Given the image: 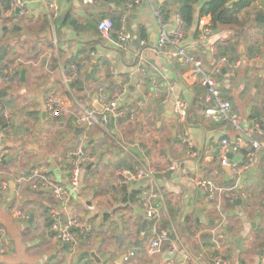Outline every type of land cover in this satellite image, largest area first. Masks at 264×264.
I'll return each instance as SVG.
<instances>
[{
	"label": "crops",
	"instance_id": "crops-1",
	"mask_svg": "<svg viewBox=\"0 0 264 264\" xmlns=\"http://www.w3.org/2000/svg\"><path fill=\"white\" fill-rule=\"evenodd\" d=\"M23 1L27 13L25 18H14L13 14L3 11L0 15V48H5L0 54V120L7 125V128H1L2 135L6 136L0 140V184H9V191L2 195L0 201V237L6 247L5 253L0 254V264L182 262L179 246L177 256L171 254L168 243L150 249L149 243L153 238L151 224L147 223L142 231L145 220L139 207L142 188L133 192H139L133 200L129 188L118 186L117 168L123 164L124 168L131 170L141 165L155 167L160 174L171 171L172 165L178 166L168 179L155 180L153 187L164 194L176 211L173 219L167 214L162 218L168 220L169 227L177 228L182 247L192 254L196 264H213L215 256L224 258L229 264H264L263 158L259 157L254 168L245 175L247 199L236 201L240 202L239 205L228 202L225 197L221 199L220 219L191 181V178L210 179L217 186L227 187L230 174L220 165L217 149L223 133L218 124L203 116L196 103V96L202 92L198 80L187 67L166 54L151 52L157 46L159 35L155 12L163 10L167 15L166 19L160 15L164 23H173L177 0H160L156 4L144 2L130 12L123 9V4L117 6L116 0H99L96 5L80 0H54L58 15L53 22L49 20L43 0ZM209 1L200 0L194 6L193 25L186 30L184 38L187 52L202 61L205 72L211 70L212 56L198 41L197 20L199 11ZM262 6L264 0H255L238 15L239 20L247 19ZM63 15L67 17L58 26ZM109 15L119 16L120 24L123 21L132 35L129 51L119 52L98 34V22ZM206 20L211 23L210 17L207 16ZM70 22L74 24L70 26ZM13 27L19 30H13ZM141 31L146 36V62L137 64L134 54L139 50L141 41L137 36ZM215 31L222 34L220 41L211 39L220 56L221 51L233 43L236 28L220 27ZM249 32L231 51V58L240 62L234 76L229 77L225 72L220 76L222 97L245 125L264 119V57L247 56L248 48L257 41ZM168 52L166 49L164 53ZM140 65L145 76L137 72ZM13 67H17L18 74L5 81V73L1 69ZM69 67L76 71L77 76L73 82L64 85L62 72ZM22 71H25L23 81ZM149 79H155L163 86L173 84V97L189 104L187 129L195 157L187 156L186 149L177 139L181 128L171 122L170 106L164 107L160 115L152 100L137 106V103H143L141 97L152 91ZM139 82L141 86L138 89ZM74 84L80 85V90ZM99 89L107 94L123 90L122 105L126 116L106 128L93 127L84 139L81 128L72 124L73 115L84 108L96 109L95 97ZM51 94L65 101V113L59 118H51L45 112V101ZM14 114L20 122L16 137L13 136L16 127ZM151 123L155 127L153 132L159 135L158 140L150 130ZM126 126L131 128L128 133L132 136L130 141L123 136ZM78 148L95 158L82 172L79 196L72 195L67 202H56L50 192L32 189L28 182H20L37 167L56 184L64 186L68 183L66 155ZM243 154V151L236 156L230 154L229 159L240 160ZM89 203L96 204L103 212L90 215L86 211ZM12 208L28 214L32 223L17 219L11 213ZM119 209L122 213H119L116 227L111 229H114L115 236L109 240V232L105 228L107 223L104 222L114 210ZM53 210L60 213L62 222L77 218L84 226H90L85 231L73 230L75 250L61 243L51 230L50 214ZM198 210L201 216L196 215ZM185 217L199 220L198 229L193 234H198L196 238L184 232ZM216 219L217 223L223 221L217 249L211 236ZM146 232L150 235H145ZM145 236H148L147 242L142 241ZM236 240H239V248ZM83 252H94L100 263L92 259L79 261L78 257ZM130 252L133 256L125 261L123 257Z\"/></svg>",
	"mask_w": 264,
	"mask_h": 264
},
{
	"label": "built area",
	"instance_id": "built-area-1",
	"mask_svg": "<svg viewBox=\"0 0 264 264\" xmlns=\"http://www.w3.org/2000/svg\"><path fill=\"white\" fill-rule=\"evenodd\" d=\"M88 5H96L99 0H80ZM160 0H128L123 4V9L126 12L132 11L135 7L142 5L144 2L158 3ZM44 8L47 12L50 21H54L58 15V8L54 0H43ZM18 10V17L23 19L27 16L25 10V2L23 0H9L8 15L13 14ZM155 15L159 23L158 42L155 49L151 52L155 55L166 54L176 63L185 66L191 72V75L198 80L202 92L196 96V103L202 110L205 118L210 119L219 125V130L223 133L217 144V149L220 157V165L228 167L230 171V185L227 187L217 186L210 179L196 178L191 181L195 187L200 190L205 199L211 206V210L218 215V219L222 217V208L220 201L225 197L228 202L234 204L238 200L247 199V192L244 189L245 175L254 168L259 157L264 160V119L253 121L251 124H243L239 116L233 111L231 104L222 97V82L220 76L222 72L233 77L237 71L240 62H229L226 57L218 56L216 53L215 44L211 42L212 38L218 41L222 40L221 32H216L211 23L206 20L207 17L198 16L197 29L198 41L207 48L212 56V64L210 72L203 70L202 61L187 52L184 45L185 29L180 17L176 14L173 23H164L157 11ZM97 32L100 37L112 44V46L119 52L129 51L133 40L132 35L126 30L125 24L122 21L118 30L114 29L113 22L108 19H102L97 24ZM147 44L145 41L139 42V50L134 54L137 64L146 62L144 52L146 51ZM169 50L168 54L164 53ZM264 67V60L262 62ZM5 73V81L13 78L18 74L17 67L10 69L2 68ZM137 72L141 76H145L144 69L141 65L138 67ZM76 71L72 68H66L62 72V81L64 85L73 82L76 79ZM152 91L146 96H142L143 103H137V106H143L145 103L155 104L162 108L170 106V120L173 124L179 126L181 129L178 132L177 139L181 146L186 149V155L195 157L196 153L193 151L190 133L187 129V118L189 112V104L182 99L173 97L174 85L169 83L165 86L158 84L155 79H149ZM141 82L138 83L139 89ZM123 90H117L111 94L105 93L102 89L97 90L95 102L100 107V110L95 108H84L74 116L72 124L74 127L81 128L84 139L87 133L95 126L106 128L110 125L111 121L115 123L126 116L125 110L122 105ZM45 112L51 118H59L65 113V101L55 94L49 95L45 101ZM6 134H0V137H5ZM244 152L240 160L236 158L229 159L228 155L236 156ZM67 168H68V184L70 191L56 184L50 177H48L41 168H33L30 171L27 179L22 178L20 182H28L32 189L39 191L49 190L54 201L67 202L72 194L79 196L81 189V176L83 170L91 163L94 162V156L86 154L82 148L70 151L66 155ZM171 171L178 170V166L172 165ZM153 168L141 165L134 170L126 168L120 169L117 172L119 178L118 186L128 189L133 182H139L145 178L148 181L140 191L139 207L142 210L143 217L152 226L153 238L149 243L150 249H157L161 244H170V252L177 256V246L180 248L182 262H174L173 264H196L192 254L182 247L181 239L177 228L170 226L166 229H159V222L161 218L167 214L164 203V196L159 189L153 187L155 185V174ZM140 190V189H139ZM9 191V184L2 182L0 184V201L2 195ZM18 193H16V196ZM86 211L90 215L100 214L101 210L96 204L89 203L86 205ZM11 213L19 220L26 222L29 220V215L12 208ZM52 221L51 230L56 235L57 239L70 246L75 250L76 242L73 230L79 229L81 231L87 230L90 226H84L81 220L77 218H70L65 222L61 221L60 213L53 210L50 214ZM215 219V218H213ZM214 228L211 230L212 242L216 249L218 244V233L223 226V221L217 223L215 221ZM197 234V233H196ZM196 234L193 236L196 238ZM198 235V234H197ZM6 251L5 243L0 237V254ZM133 256L130 252L124 257L128 260ZM213 264H229V261L220 256H215L212 259Z\"/></svg>",
	"mask_w": 264,
	"mask_h": 264
},
{
	"label": "trees",
	"instance_id": "trees-1",
	"mask_svg": "<svg viewBox=\"0 0 264 264\" xmlns=\"http://www.w3.org/2000/svg\"><path fill=\"white\" fill-rule=\"evenodd\" d=\"M128 0H116L117 6H121ZM200 0H177V9L176 13L180 17L185 32L190 29L193 25L195 9L194 6ZM230 2H234L231 7H227ZM255 0H210L206 2L201 10L199 11V16L201 17H210L211 25L214 30L220 27H235V36L233 38V43L228 45L226 49L221 51L220 56L226 57L229 62H234V59L231 58V51L235 50L236 44L240 41V38H245L249 30H253L254 36L256 38V42L252 43V45L248 48V57L260 56L264 57V7L261 9H256L252 14H249L248 18L245 20H239L238 15L248 9ZM1 12H7L9 10V0H1L0 3ZM160 15L166 19L167 15L163 10L159 11ZM108 19L113 22L114 29L118 30L120 27V17L116 15H109ZM246 30V31H245ZM138 41H145L146 36L144 32H140L137 36ZM74 87L77 90H80V85L74 84ZM0 127L2 129L7 128L4 120H0ZM126 167L124 164L118 166V170ZM131 170V168L129 169ZM139 192H135L132 195V199H135ZM125 201L126 198L124 199ZM164 203L167 211V215H169L170 219H173L176 215V211L171 206L170 201L164 198ZM107 216L105 217V219ZM184 232H186L190 237L197 231V227L199 226L198 219L196 217H185L184 218ZM172 222V220H171ZM169 227L168 220L164 217L161 220V225L159 229H166ZM151 228H149L150 230ZM149 234V233H148ZM147 232L145 235H148ZM150 235V234H149ZM148 235V236H149ZM81 236V235H80ZM84 237V235H83Z\"/></svg>",
	"mask_w": 264,
	"mask_h": 264
},
{
	"label": "water",
	"instance_id": "water-1",
	"mask_svg": "<svg viewBox=\"0 0 264 264\" xmlns=\"http://www.w3.org/2000/svg\"><path fill=\"white\" fill-rule=\"evenodd\" d=\"M110 1H111V0H110ZM0 2H1V0H0ZM233 4H234V2H230V3L227 5V7H231ZM0 15H1V10H0ZM17 15H18V10H15V11L13 12V15H12V16L15 18ZM66 17H67L66 15H63V17H62V18L59 20V22H58V26H60V25L63 23V21L66 19ZM73 24H74V22H70V26H72ZM4 29H5V27H4ZM13 30H19V28H17V27H13ZM3 51H5V48H4V47H1V48H0V54H1ZM24 73H25V71H22L21 74H20V75H21V79H22V81H23ZM133 82H134V81H132V83H133ZM153 103L155 104V102H153ZM155 105H156L157 113H158V115H160V114H161V111L163 110V108H162L161 106L157 105V104H155ZM96 109L100 110V107L97 106V104H96ZM44 114H45V113H44ZM14 117L16 118V122H15L16 127H15V130H14V135H13V136L16 137V136H17V133H18V128H19V126H20V122H19V120L17 119V115H16V114H14ZM110 125H113V121H111ZM1 131H2V129H1V127H0V133H1ZM80 131H81V129H80ZM5 136H6V135H5ZM173 136H175V133H174V132H173ZM4 138H5V137H0V140H3ZM228 157H231V155L228 156ZM96 161H97V160H96ZM224 170L227 171V172L230 174V171H229V168H228V167H224ZM171 174H172L171 171H168V172L165 173V174L157 173V174H155L154 178H155L156 180H159V179H161V178H163V177L168 179V178L171 176ZM147 181H148V179L145 178V179H143V180H141V181H139V182H133L132 185H131V187H130L129 190H128V192L130 193V197H131V195H132V193H133L134 191L138 190L139 188H142V187L145 185V183H146ZM46 191L49 192V190H46ZM115 192H116V194L118 195V192H117V191H115ZM236 204L239 205L240 202H236ZM196 215H197V216H201V211L198 210V211L196 212ZM28 223H29V224L32 223V217H30ZM146 224H147V220H144V221H143V224H142V231L144 230ZM236 246L239 248V240H236ZM67 247H69V246H67ZM123 258H124V257H123ZM89 259L94 260L96 263H100L99 259L97 258V256L95 255L94 252H83V253H81V254L79 255V257H78V260H79V261H81V260H89Z\"/></svg>",
	"mask_w": 264,
	"mask_h": 264
},
{
	"label": "rangeland",
	"instance_id": "rangeland-1",
	"mask_svg": "<svg viewBox=\"0 0 264 264\" xmlns=\"http://www.w3.org/2000/svg\"><path fill=\"white\" fill-rule=\"evenodd\" d=\"M249 32V31H248ZM251 32V33H250ZM250 34L252 35V34H254L253 32V30H250ZM145 123V122H144ZM118 124H119V122H118ZM152 124V123H151ZM150 130H152V132L153 131H155L154 129H155V127H154V125L152 124L151 126H150ZM130 127L129 126H126L125 127V130H124V137H125V139L127 140H131L132 139V136L131 135H128V133L130 132ZM132 132V131H131ZM153 137L154 138H156L157 140L159 139V135H158V133H154L153 132ZM166 138L168 137V136H165ZM165 145V144H164ZM154 168V170L156 169L155 167H153ZM116 171V170H115ZM61 187H63L64 189H66L67 191H70V185L68 184V183H66L64 186H61ZM72 195H74V194H72ZM71 195V196H72ZM75 196V195H74ZM163 196H164V194H163ZM165 197V196H164ZM119 213H122V211L119 209V210H114L111 214H110V217L104 222V223H107L106 225H105V228H106V230L109 232V240H111L112 238H113V235L115 236V234L113 233L114 232V229H113V231H111V229L112 228H114V227H116V225H117V222H118V217H120V214ZM260 232V231H259ZM259 232H257L256 233V236H258V233ZM127 236V235H126ZM148 236H145V238H143L142 239V241L143 242H147V240H148V238H147ZM110 243H113V240H112V242H110ZM113 245V244H112ZM142 248H144L145 249V246L143 245L142 246Z\"/></svg>",
	"mask_w": 264,
	"mask_h": 264
}]
</instances>
